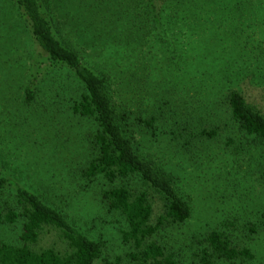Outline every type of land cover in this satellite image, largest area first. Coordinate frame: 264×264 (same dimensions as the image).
Listing matches in <instances>:
<instances>
[{
  "label": "rangeland",
  "instance_id": "1",
  "mask_svg": "<svg viewBox=\"0 0 264 264\" xmlns=\"http://www.w3.org/2000/svg\"><path fill=\"white\" fill-rule=\"evenodd\" d=\"M122 2L53 0V12L60 13H55L60 30L84 61L110 75L113 102L118 111L127 112V128L140 153L175 178L190 205V218L164 230V243L184 264H201L197 253L202 238L210 230L223 229L234 245L253 254L240 264H264V144L239 149L242 135L231 127L221 97L214 96V90L209 93L210 85L207 95H196L198 84L185 77L162 48L151 47L152 40L138 39L129 29L132 16L121 12ZM261 13L249 14L242 27L244 48L230 39L224 59L232 64L230 73L241 70L236 72L240 91L264 113V74L257 69L255 77L249 69L258 59L264 66ZM41 60L15 5L0 0V157L25 186L103 242L95 264H129L130 249L121 237L124 223L102 201L103 180L90 181L82 173L95 156L89 141L93 123L72 111L78 90L71 76ZM37 62L43 83L35 101L26 103L24 88ZM188 112L217 124L218 136L190 141L181 137L178 130ZM151 118L155 120L148 127ZM228 137L235 142L229 145ZM20 231V223H1L0 242L19 244ZM59 241L53 230L45 229L37 245L60 248Z\"/></svg>",
  "mask_w": 264,
  "mask_h": 264
},
{
  "label": "trees",
  "instance_id": "2",
  "mask_svg": "<svg viewBox=\"0 0 264 264\" xmlns=\"http://www.w3.org/2000/svg\"><path fill=\"white\" fill-rule=\"evenodd\" d=\"M10 1L26 24L42 59L39 63L68 74L77 87L72 111L93 123L89 141L95 152L82 173L90 181L103 180L102 201L124 223L121 237L130 249L126 254L129 264H184L162 238L168 227L190 218V205L175 178L140 153L135 136L127 128V112L118 111L113 102L110 75L84 61L79 49L63 36L55 16L58 12H53V0ZM122 4L121 12L132 16L129 29L136 31L138 39L152 40L151 47L162 48L165 57L198 84L196 95H207L210 85L209 93L214 90V96L221 97L231 127L242 135L239 149L264 144V113L240 91L241 79L236 72L241 70L230 73L232 64L224 59L230 39L244 48V21L250 13L262 12L264 16V0H123ZM259 62L262 59L249 68L255 77L257 69L264 74ZM37 65L38 62L24 88L26 103L35 101L43 83L44 72ZM246 66L240 68L247 72ZM194 117L190 112L185 120L181 116V137L190 141L218 136L217 124ZM154 120H147L146 125L152 127ZM227 139L229 145L235 142ZM1 223H20L21 231L19 244L0 242V264H95L102 256L101 240L89 237L60 208L25 186L0 157ZM45 229L56 233L60 248L38 247ZM197 254L201 264H240L253 258L248 248L234 245L231 235L223 229L207 232Z\"/></svg>",
  "mask_w": 264,
  "mask_h": 264
}]
</instances>
